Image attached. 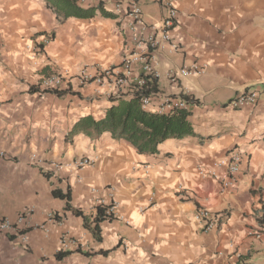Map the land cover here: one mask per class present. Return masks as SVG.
Returning <instances> with one entry per match:
<instances>
[{"label":"crops","instance_id":"crops-1","mask_svg":"<svg viewBox=\"0 0 264 264\" xmlns=\"http://www.w3.org/2000/svg\"><path fill=\"white\" fill-rule=\"evenodd\" d=\"M77 2L96 8L95 15L59 21L50 0H0V218L14 222L31 210L25 244L0 233V264H264V226L257 222L264 211V0L175 3L171 41L155 52L158 96L196 101L189 107L194 134L164 141L154 155L109 133L65 139L78 119H100L111 97L129 94L128 86H79L75 79L83 70L118 67L132 50L127 17L109 6H101L109 14L103 16L95 0ZM140 5L146 23L160 22L161 0ZM43 36L50 41L43 44ZM192 66L202 73L170 80L171 72ZM51 74L67 77L66 94L30 92ZM251 91L253 105L229 106ZM231 152L241 166L235 187L224 190L205 172ZM33 156L42 164H32ZM81 158L91 165L68 166ZM53 189L69 191L70 205L89 216L96 205L115 204L99 240L81 217L64 211ZM201 207L223 216L215 229L195 218ZM77 249L91 255L53 258Z\"/></svg>","mask_w":264,"mask_h":264},{"label":"built area","instance_id":"built-area-1","mask_svg":"<svg viewBox=\"0 0 264 264\" xmlns=\"http://www.w3.org/2000/svg\"><path fill=\"white\" fill-rule=\"evenodd\" d=\"M179 0H161V5L164 10V15L158 24H148L144 20L143 12L140 5V0H95L97 5L109 6L116 13L124 15L129 19V29L131 32L130 40L132 50L126 54L118 67L96 68L94 73L83 70L79 75L75 76L79 86L93 82L98 86H102L106 81L110 82L115 87L130 86L135 84L141 87L144 83V76L152 75L157 77L155 70V52L161 50L165 44L171 41V31L173 30L178 16V9L175 3ZM51 36H43V44L50 41ZM136 68V69H135ZM202 70L197 66L191 68L183 67L177 71L171 72L170 80L175 83L181 77H188L193 74H200ZM67 77L62 74H51L44 78L39 83V93L44 90L49 91H67L64 90ZM106 80V81H105ZM257 93L255 91L243 92L235 96L229 106L233 109H239L245 106L253 105L256 102ZM191 103H188L182 97H159L157 93H151L148 96L140 98L141 108L145 111L151 109L156 114H168L174 110L189 109ZM2 157V154H0ZM32 164L41 165L42 162L36 160L33 156L30 159ZM241 156L239 153L231 152L229 157L219 159L213 164V169H224V173L218 175L214 170L205 172L207 176L215 181H218L224 190L234 188L236 185V174L241 166ZM91 165V160L81 158L75 160L68 166H73L76 169H82ZM54 168L61 167L60 164H54ZM204 173V172H203ZM112 207L108 212L114 214L115 204L112 202ZM31 215V210L24 208L14 222L6 218H0V233L12 232L18 235L21 243H26V230L29 228L26 219ZM195 218L202 224L204 230L215 229L223 219V216H218L211 210L201 207L196 209ZM40 227V226H38ZM70 241L63 242L62 247L67 248ZM72 245V244H71Z\"/></svg>","mask_w":264,"mask_h":264},{"label":"trees","instance_id":"trees-1","mask_svg":"<svg viewBox=\"0 0 264 264\" xmlns=\"http://www.w3.org/2000/svg\"><path fill=\"white\" fill-rule=\"evenodd\" d=\"M50 1L59 21H64L69 17L86 18L95 15L96 8L82 9L77 4L78 0ZM97 8L103 16H109V14L102 11L100 4ZM144 80L145 83L141 87L130 84L129 94H119L111 97L110 101L112 104L106 109L102 118L95 119L93 116L88 115L78 119L71 131L67 133L65 139L68 140L72 136L83 134L92 140H96L103 133H109L115 140L123 139L129 142L140 155H154L158 152V146L164 141L182 139L193 135V127L189 121V109L174 110L168 114H156L141 108L140 98L142 96H148L159 91L157 77L146 75ZM38 86L39 84L32 86L30 92H40ZM41 93H52L57 97H62L67 91L44 90ZM182 98L191 104L196 102L188 96H182ZM45 175L49 176L48 173H45ZM52 194L65 201L64 211L82 218L83 227L89 230L96 240L100 239V224L114 218L113 214L108 212V209L113 206L112 203L96 205L94 215L89 216L70 205L69 191L63 193L59 189H53ZM54 218H57V215ZM257 222L261 227L264 226V211L257 218ZM9 238L13 239L14 236H9ZM74 253H80L85 256L91 255L89 252H82L80 249L75 251L59 250L54 254L53 258L61 261ZM105 253L101 252V254Z\"/></svg>","mask_w":264,"mask_h":264}]
</instances>
